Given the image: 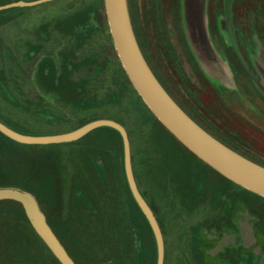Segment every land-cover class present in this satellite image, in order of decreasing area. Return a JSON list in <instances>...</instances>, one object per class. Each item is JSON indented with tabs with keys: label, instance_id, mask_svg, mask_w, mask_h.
<instances>
[{
	"label": "rangeland",
	"instance_id": "obj_1",
	"mask_svg": "<svg viewBox=\"0 0 264 264\" xmlns=\"http://www.w3.org/2000/svg\"><path fill=\"white\" fill-rule=\"evenodd\" d=\"M14 1L24 0L0 5ZM198 1L126 0L134 38L190 118L264 167V0ZM108 23L103 0L0 10V119L29 135L97 119L120 123L134 177L160 222L163 264H264V197L211 168L161 124L129 81ZM69 153L102 174L111 159L122 179L121 139L112 130L29 146L0 133V191L29 195L73 264H156L136 204L132 226L108 225L121 218L111 183L75 181L65 171ZM0 264H61L11 199H0Z\"/></svg>",
	"mask_w": 264,
	"mask_h": 264
},
{
	"label": "water",
	"instance_id": "obj_2",
	"mask_svg": "<svg viewBox=\"0 0 264 264\" xmlns=\"http://www.w3.org/2000/svg\"><path fill=\"white\" fill-rule=\"evenodd\" d=\"M50 0L14 1L0 5V10L31 6ZM113 45L134 89L153 115L187 149L211 168L242 186L264 197V167L246 159L212 137L183 112L168 92L157 81L142 56L134 38L127 12L126 0H103ZM101 127L115 130L121 139L123 170L127 187L143 214L155 242L156 264H163L164 241L158 222L142 198L133 177L129 140L120 123L97 119L70 132L49 135H29L17 132L0 119V133L21 144H55L72 142L91 130ZM0 199H11L22 204L34 230L61 264H73L54 234L48 229L35 201L27 194L12 190L0 191Z\"/></svg>",
	"mask_w": 264,
	"mask_h": 264
},
{
	"label": "flooded vegetation",
	"instance_id": "obj_3",
	"mask_svg": "<svg viewBox=\"0 0 264 264\" xmlns=\"http://www.w3.org/2000/svg\"><path fill=\"white\" fill-rule=\"evenodd\" d=\"M189 1H191V4L194 5V6H197L198 5L197 3H199L198 0H189ZM186 3H188V2H186ZM149 69L151 70L150 67H149ZM151 72H152V70H151ZM153 75H154V73H153ZM155 78H156V76H155ZM157 81H158V79H157ZM160 85H161V83H160ZM163 89H164V87H163ZM184 113H186V112H184ZM81 146L82 147H86L88 145L84 144V145H81ZM89 146H91V145H89ZM68 156H69V159L66 160V163L64 165L65 166V171L67 173H71L72 172V177H75V179H76L75 181H78L79 183L81 182V185H82V183L84 184V183H87V182L90 181L91 183L96 184V187L97 188L101 189V188H107L109 182L111 183L112 193H113V196H114V198L116 200L115 203H116V206H117V209H118V213H120V217L121 218H120V220L118 219V222H114L113 220H111V219L108 218V219H106L107 220V224L108 225H114L115 226V229H118V230L119 229H128L129 226H132L133 223H132V214H131V212H132L133 204H136V202H134L133 197L131 196V194L129 192V189L127 187V183H126V179H125V175H124V170H123V163L124 162L122 161V179H121L118 176V169L116 168V166L113 165L114 162L111 159L110 160H108V159L105 160L104 165H102V164L100 165L99 164L100 167L101 168L103 167V170H104V172H103L104 174H102L100 172V169H98L99 166L96 167V166L92 165V163L87 162L85 159L81 161V159H78V158H71L70 153L68 154ZM131 168H132V173H133V177H134L132 163H131ZM134 179H135L136 186H137V188H138V190H139L142 198L144 199V201L146 202V204L149 206V204L147 202V198L142 193V191L140 189V186L138 185L135 177H134ZM76 184H77V182H76ZM124 184L126 185V188H127L128 192H129L130 197H128V195H127V193L125 191ZM130 198L132 199V202H130V200H129ZM81 204H82V202H81ZM84 205L85 204H82L83 207H84ZM149 208H150V206H149ZM155 218H156V216H155ZM99 220H98V222L96 224H102V223H99ZM80 221H81V224L80 225L83 228H84V226H87V224H89V223L86 222V219L85 220H80ZM46 223H47V225H49V227L51 229L52 228L51 223H49V221H47ZM158 225H159V223H158ZM159 227H160V225H159ZM160 230H161V227H160ZM161 234H162V232H161Z\"/></svg>",
	"mask_w": 264,
	"mask_h": 264
},
{
	"label": "trees",
	"instance_id": "obj_4",
	"mask_svg": "<svg viewBox=\"0 0 264 264\" xmlns=\"http://www.w3.org/2000/svg\"><path fill=\"white\" fill-rule=\"evenodd\" d=\"M8 127H10V129L12 128L13 130H15V131H17V132H20V133H26L24 130H20V129H17V128H14V127H12V126H10V125H8V124H6ZM101 128H104V129H109V130H112V131H114L115 133H117L115 130H113V129H111V128H106V127H101ZM26 134H28V133H26ZM30 134V133H29ZM118 134V133H117ZM32 135H34V134H32ZM119 135V134H118ZM120 137V136H119ZM198 160V159H197ZM198 162L202 165V167L204 168V169H206V170H212L210 167H208L207 165H205V163L203 164L202 162H201V160H198ZM212 171H214V170H212ZM215 172V171H214ZM215 173H217V172H215ZM221 177H223V176H221ZM223 179H225L224 177H223ZM228 181V180H227ZM259 197V196H258ZM150 206V205H149ZM219 207V206H218ZM181 208L184 210L185 208L184 207H182V205H181ZM141 213V212H140ZM142 216H143V214H142ZM144 217V216H143ZM145 219V218H144ZM156 219H157V221H158V223H159V225H160V222H159V220H158V218L156 217Z\"/></svg>",
	"mask_w": 264,
	"mask_h": 264
},
{
	"label": "crops",
	"instance_id": "obj_5",
	"mask_svg": "<svg viewBox=\"0 0 264 264\" xmlns=\"http://www.w3.org/2000/svg\"><path fill=\"white\" fill-rule=\"evenodd\" d=\"M164 253H165V249H164Z\"/></svg>",
	"mask_w": 264,
	"mask_h": 264
}]
</instances>
